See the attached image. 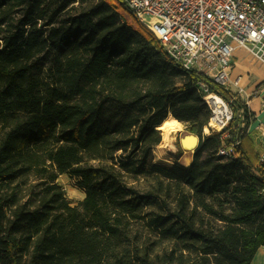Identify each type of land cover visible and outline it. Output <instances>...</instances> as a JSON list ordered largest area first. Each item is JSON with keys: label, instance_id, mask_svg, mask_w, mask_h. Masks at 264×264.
<instances>
[{"label": "trees", "instance_id": "1", "mask_svg": "<svg viewBox=\"0 0 264 264\" xmlns=\"http://www.w3.org/2000/svg\"><path fill=\"white\" fill-rule=\"evenodd\" d=\"M198 82L236 95L176 65L123 0H0V264H249L262 152L241 134L237 156L217 155L235 132L204 134ZM168 114L199 137L186 166L154 158Z\"/></svg>", "mask_w": 264, "mask_h": 264}, {"label": "built area", "instance_id": "2", "mask_svg": "<svg viewBox=\"0 0 264 264\" xmlns=\"http://www.w3.org/2000/svg\"><path fill=\"white\" fill-rule=\"evenodd\" d=\"M123 1L176 65L185 71L203 74L233 95L244 93L240 77L231 78L235 49L244 48L264 64V0ZM197 84L205 95L213 93L203 83ZM220 97L229 108L223 139L232 128L235 97ZM235 116L243 120L242 112ZM261 142L264 145V129ZM239 143L240 137L236 135L230 143L221 144L217 155L237 156ZM260 161L264 162V150Z\"/></svg>", "mask_w": 264, "mask_h": 264}, {"label": "crops", "instance_id": "3", "mask_svg": "<svg viewBox=\"0 0 264 264\" xmlns=\"http://www.w3.org/2000/svg\"><path fill=\"white\" fill-rule=\"evenodd\" d=\"M231 78L240 77L239 84L244 89L240 99L245 103L249 112L248 124L246 119L237 122L231 129L236 135L245 134L251 140L252 145H258L262 152L264 145L261 142V131L264 129V64L257 61L244 48L237 47L232 57ZM249 264H264V246L258 247Z\"/></svg>", "mask_w": 264, "mask_h": 264}, {"label": "rangeland", "instance_id": "4", "mask_svg": "<svg viewBox=\"0 0 264 264\" xmlns=\"http://www.w3.org/2000/svg\"><path fill=\"white\" fill-rule=\"evenodd\" d=\"M205 96L206 95H204L203 98L205 99L208 107L212 109V106L209 100ZM244 106H245V103L240 99V94H236L235 103L231 109L233 112V116H234L233 118L237 119L235 114H238L240 112H242L243 119L250 117L248 114L249 112L244 110ZM238 121H236V123L232 121L230 128L231 127L235 128ZM188 133L189 132L187 131L186 126L181 123V129L174 130L173 132L170 133L168 142L164 143L161 140V143L154 148L153 155H154L155 160H160V161H163L169 164L177 162L185 166L188 165L192 160L193 151L183 150L179 146V138ZM194 145L191 146V148H193ZM259 148L261 149V146L257 145L256 149L258 151H259ZM180 149L182 150V152L178 153ZM186 155L189 156L188 162H185V159H184ZM57 183L64 190L65 197L70 203V205H77L79 201L84 197L83 189L80 186L79 180L76 177L70 174H67V173H62L58 176ZM204 223H205V228L208 230H213L214 233H217L220 230V228L223 226V222L220 221L218 218L213 217V216H208V215H205ZM174 247H178V246H176L173 240H163L162 242L158 243L157 251L162 252L163 250L171 249ZM211 262H212V257H211L210 263Z\"/></svg>", "mask_w": 264, "mask_h": 264}, {"label": "bare ground", "instance_id": "5", "mask_svg": "<svg viewBox=\"0 0 264 264\" xmlns=\"http://www.w3.org/2000/svg\"><path fill=\"white\" fill-rule=\"evenodd\" d=\"M205 97L209 100L212 106V116L208 123L204 126L203 132L205 134L219 132L226 123V118L229 115V108L225 101L215 93H207ZM156 129L161 135V140L166 143L169 141L171 132L181 129V123L171 114H168L167 117L158 126H156ZM184 143L190 145L191 147L196 143V139L193 136L187 135L184 139ZM189 151H192V149ZM184 159L185 162H188L189 156L186 155Z\"/></svg>", "mask_w": 264, "mask_h": 264}, {"label": "water", "instance_id": "6", "mask_svg": "<svg viewBox=\"0 0 264 264\" xmlns=\"http://www.w3.org/2000/svg\"><path fill=\"white\" fill-rule=\"evenodd\" d=\"M187 135L193 136L196 139V143H195L193 148H191L190 145L184 143V139L187 137ZM198 143H199V137L196 134H193V133L185 134V135H183L182 137L179 138V146H180V148L183 149V150H191L192 149L193 153L195 152L196 147L198 146Z\"/></svg>", "mask_w": 264, "mask_h": 264}]
</instances>
